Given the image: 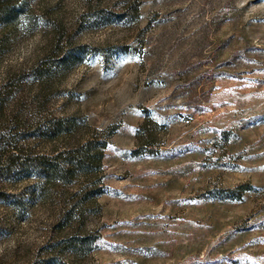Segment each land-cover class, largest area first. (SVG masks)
<instances>
[{"label": "rangeland", "instance_id": "1", "mask_svg": "<svg viewBox=\"0 0 264 264\" xmlns=\"http://www.w3.org/2000/svg\"><path fill=\"white\" fill-rule=\"evenodd\" d=\"M4 87L0 264H264V0H18Z\"/></svg>", "mask_w": 264, "mask_h": 264}, {"label": "trees", "instance_id": "2", "mask_svg": "<svg viewBox=\"0 0 264 264\" xmlns=\"http://www.w3.org/2000/svg\"><path fill=\"white\" fill-rule=\"evenodd\" d=\"M18 0H0V14L6 9L8 8L11 4H13L14 2H17ZM9 91L7 88H0V107H2L5 102L8 100V96H9ZM6 153H2L0 155V159H2L4 156H6ZM13 155L6 157L9 159H12Z\"/></svg>", "mask_w": 264, "mask_h": 264}]
</instances>
